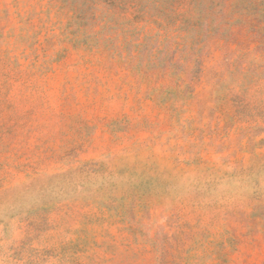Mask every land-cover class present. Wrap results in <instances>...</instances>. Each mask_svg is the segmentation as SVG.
<instances>
[{
	"label": "rangeland",
	"instance_id": "374dc122",
	"mask_svg": "<svg viewBox=\"0 0 264 264\" xmlns=\"http://www.w3.org/2000/svg\"><path fill=\"white\" fill-rule=\"evenodd\" d=\"M0 264H264V0H0Z\"/></svg>",
	"mask_w": 264,
	"mask_h": 264
}]
</instances>
